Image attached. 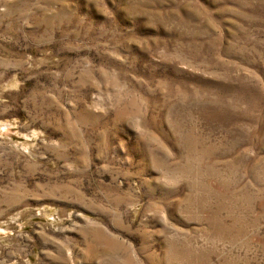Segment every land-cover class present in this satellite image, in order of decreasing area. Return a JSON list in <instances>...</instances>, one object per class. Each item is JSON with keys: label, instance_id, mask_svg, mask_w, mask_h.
I'll use <instances>...</instances> for the list:
<instances>
[{"label": "rangeland", "instance_id": "rangeland-1", "mask_svg": "<svg viewBox=\"0 0 264 264\" xmlns=\"http://www.w3.org/2000/svg\"><path fill=\"white\" fill-rule=\"evenodd\" d=\"M0 264H264V0H0Z\"/></svg>", "mask_w": 264, "mask_h": 264}]
</instances>
